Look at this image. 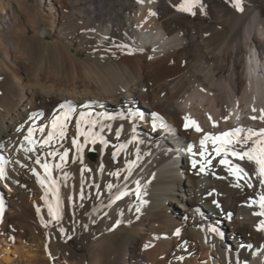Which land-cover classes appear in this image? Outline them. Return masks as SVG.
Masks as SVG:
<instances>
[{
  "label": "bare ground",
  "instance_id": "1",
  "mask_svg": "<svg viewBox=\"0 0 264 264\" xmlns=\"http://www.w3.org/2000/svg\"><path fill=\"white\" fill-rule=\"evenodd\" d=\"M53 2L1 15L8 31L0 33V157L7 162L0 178V264H51L63 235L87 247L83 257L73 249L71 257L63 253L80 264L87 256L91 264H161L159 257H169L168 264H264V216L249 206L264 193L254 165L228 157L249 171V188L215 153L201 171L199 155L205 133L264 128V30L254 8L264 0H242L243 12L232 0H200L193 11L210 24L196 28L170 25L191 14L178 10L183 0ZM66 101L76 111L65 136L42 146ZM80 113H91L107 147L98 141L77 152L73 139L84 144L76 129ZM153 113L169 131L153 130ZM29 128L37 143L25 152L33 147L24 140ZM65 151L67 163L52 170L62 208L55 221L48 204L55 206L57 195L40 183L44 170L35 160L55 165ZM118 238L125 239L122 255L115 253Z\"/></svg>",
  "mask_w": 264,
  "mask_h": 264
},
{
  "label": "snow or ice",
  "instance_id": "2",
  "mask_svg": "<svg viewBox=\"0 0 264 264\" xmlns=\"http://www.w3.org/2000/svg\"><path fill=\"white\" fill-rule=\"evenodd\" d=\"M198 5L202 7V5L200 4V0H183V2L178 6V10L189 12L192 15H195L193 9ZM232 5L238 11L243 12L244 9L242 6V0H232ZM150 14L155 15V13H150ZM59 107L64 111L61 113L60 116H55L53 118L51 125L52 130L48 132L47 138L41 142L42 146L51 144L57 135L60 138H63L65 136L66 134L65 130L67 128V124L72 119L73 113H75L76 111L71 101H66L64 103H61ZM253 111H256V109L254 108ZM260 111L262 114L259 117V119L261 121H264V109H261ZM152 117H153L152 119L153 130H156L158 127L163 128L165 130H170L168 128V125L163 121V118L159 117L158 114L153 113ZM134 118H139L143 120L144 116L142 113H136ZM185 119L187 120V118ZM252 119H257V117H252ZM82 124L88 125L87 130H85L82 127ZM96 124L97 121L91 119V113H87V114L80 113L79 117L76 120V129L78 136L84 137V144L78 143L77 139H73L72 141L73 145L76 146L78 153L82 152L84 145L88 143L95 144L99 141V143L107 147V141H105L103 137L99 136L98 133H95L93 131V128L95 127ZM191 124L192 126L196 127L197 132L202 131L201 128L198 125H196L195 121H192ZM213 126L215 127V124ZM188 127L189 124L186 123L185 128ZM57 129H59L58 132ZM39 131L41 133H44L45 128L41 127ZM242 133H245V129L243 128H234L229 131L220 132L219 134L205 133L203 138L200 140L201 151L199 152V155L203 159V162L200 163V170L204 171L205 164H209V165L211 164V158H210L211 153H215V156L221 157L219 163L227 167L230 175L235 176L238 181L245 180V183L249 188L253 187V185L248 182V179H246V178H250L249 171H247L239 163L233 164L232 160L228 158L229 156H231L238 161L247 162L249 164L254 165L252 174L258 178L260 186L264 188V128H261L259 131L249 128L246 130L245 135H241ZM32 137H33V129L29 128L28 134L24 137V140L27 141L29 145H33V147L24 148L23 150L25 152H32L35 150L34 145L37 142ZM208 143H211L212 145L211 152H209L207 148ZM124 147H125L124 145H121L119 148H117L116 151L112 153L113 159L116 158V156ZM188 152L193 153L192 145H189ZM50 155L56 156L57 153L53 152ZM67 157H68V152L67 151L63 152V154L59 156L61 162L56 163L55 165H50L47 161H44L42 163L39 157H37V159L35 160V163L40 165L44 170V177L40 180V183L43 186L45 184V181H47L48 190L52 191L54 194L57 195L55 206H53L52 204H48V214L55 221H59L62 219V208L58 196V189L56 187L57 182L52 176V170L53 167L56 169L62 168L64 164L67 163ZM6 163L7 162L4 161L2 157H0V178H5L7 175L5 171ZM196 164L197 161L193 159L192 160L193 167H195ZM130 169H131V164L129 165V170ZM33 172L35 173V169H33ZM113 175L118 176L119 172L113 173ZM138 183L139 182H137V184ZM236 186L239 187L240 185L237 184ZM108 187L111 189L112 185H109ZM125 195H128L126 191L119 192L116 195L115 199L119 200ZM136 196L139 199L140 197L139 187H137L136 189ZM3 204H4L3 199L2 197H0V214L3 213ZM253 204L258 205L259 207V211L254 212V215L264 216V193H261L259 195L258 200H252L249 206H252ZM217 207H219L218 204ZM37 211L38 212L40 211L39 208L37 209ZM136 211L139 212L140 209L137 208ZM117 223H119V221H117ZM211 230L216 231L215 229H211ZM259 230H264V220L260 221ZM60 231L63 233L64 229L61 228ZM176 234L179 235V230H177ZM147 247H149V245L146 244L145 248Z\"/></svg>",
  "mask_w": 264,
  "mask_h": 264
},
{
  "label": "rangeland",
  "instance_id": "3",
  "mask_svg": "<svg viewBox=\"0 0 264 264\" xmlns=\"http://www.w3.org/2000/svg\"><path fill=\"white\" fill-rule=\"evenodd\" d=\"M47 2H48V0H0V33L5 34L8 31L7 25L3 22L2 18H1L2 12H5L6 16L8 15L9 10H13L14 12H17L19 14H23V13L28 12L29 10L39 8V6H41L44 9L48 8V6H47L48 4H46ZM49 3H50V6L54 7L53 0H49ZM254 8L261 11V18L263 21L262 22V25H263L262 29L264 30V3L258 2L256 5H254ZM23 20H24V18H23ZM25 22L26 21L24 20V23ZM54 23H56V20ZM182 24H189L192 27L196 28V27H203L205 25H209L210 22L207 19L198 17L197 15H192V14H180L178 16L173 17L170 20V25L174 28L179 27ZM224 29H225L226 33H228L230 30L228 25H225ZM32 33H33L32 29L29 28L28 34L31 35ZM47 39L51 40L52 38L50 36H48ZM196 73L197 72L195 71V75H196ZM198 75H200L199 72H198ZM22 181L24 183H27V184L30 183V180L26 179V178H23ZM186 197H188V195H186ZM30 237H31L30 234L27 233L25 238L27 239L28 243H31L33 241L32 239H30ZM36 237H39V235L37 233H36ZM124 242H125V239H122V238H118L116 240V242H114L115 251H116L115 253H117L118 255L123 254V248H122L123 244L122 243H124ZM62 244H63L62 245L63 247L60 251H58V255L51 256V258H50L52 260L51 264H70L71 261L66 260V257L64 255L66 254L67 257H71L73 255L71 253H68L69 250H67V249L75 250L82 257L84 255H87V252H86L87 247H85L84 244L78 245L73 239L68 238L66 235H63V243ZM25 248H28V246L25 245L23 251L27 250ZM63 253H65V254L63 255ZM16 256H17L16 254H14V255L9 254V257L15 258ZM129 257H130V254L127 252L126 258L128 259ZM159 258H158V261H159L158 263L168 264L169 257L168 258L159 257ZM72 259H73V261L71 263L80 264V263H77L76 261H74L76 259L75 257H72ZM197 262L199 264H205V262L202 260H200V261L198 260ZM197 262H196V264H198ZM85 264H91V259L89 256H87Z\"/></svg>",
  "mask_w": 264,
  "mask_h": 264
}]
</instances>
